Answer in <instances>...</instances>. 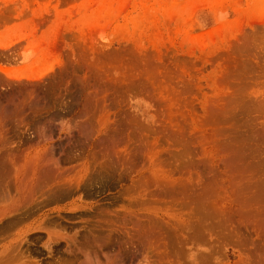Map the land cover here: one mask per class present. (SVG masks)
Segmentation results:
<instances>
[{
	"label": "rangeland",
	"instance_id": "rangeland-1",
	"mask_svg": "<svg viewBox=\"0 0 264 264\" xmlns=\"http://www.w3.org/2000/svg\"><path fill=\"white\" fill-rule=\"evenodd\" d=\"M0 264H264V0H0Z\"/></svg>",
	"mask_w": 264,
	"mask_h": 264
}]
</instances>
